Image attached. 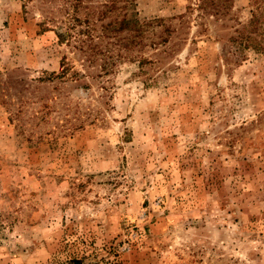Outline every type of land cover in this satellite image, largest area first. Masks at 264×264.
Returning <instances> with one entry per match:
<instances>
[{"label": "rangeland", "instance_id": "1", "mask_svg": "<svg viewBox=\"0 0 264 264\" xmlns=\"http://www.w3.org/2000/svg\"><path fill=\"white\" fill-rule=\"evenodd\" d=\"M91 1L0 0V264H264V0H136L107 72Z\"/></svg>", "mask_w": 264, "mask_h": 264}, {"label": "trees", "instance_id": "2", "mask_svg": "<svg viewBox=\"0 0 264 264\" xmlns=\"http://www.w3.org/2000/svg\"><path fill=\"white\" fill-rule=\"evenodd\" d=\"M91 1V0H87ZM92 2V1H91ZM219 0H200L197 9L202 12L210 10L223 15L226 7H219ZM76 11L79 12L82 0H75ZM97 3V2H96ZM136 0H101L100 4L86 8L84 18L72 17V41L75 49L83 54L89 64L100 61V68L107 72L115 66V60L126 58L127 52L141 44L144 26L134 15ZM96 16V18H94ZM255 17L239 31L240 45L250 47L264 53L262 44H256L245 32L254 29ZM132 60V59H131ZM130 60V61H131ZM143 62L138 61L141 66Z\"/></svg>", "mask_w": 264, "mask_h": 264}]
</instances>
